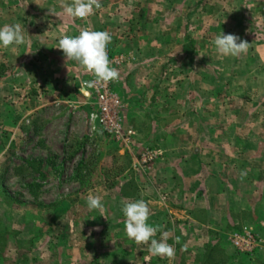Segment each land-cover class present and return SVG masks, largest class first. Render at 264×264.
Here are the masks:
<instances>
[{
    "label": "crops",
    "instance_id": "0c3cea01",
    "mask_svg": "<svg viewBox=\"0 0 264 264\" xmlns=\"http://www.w3.org/2000/svg\"><path fill=\"white\" fill-rule=\"evenodd\" d=\"M64 3L72 0H0V27L19 24L24 29L23 44L0 47V103L31 102L29 115L85 110L80 84L87 73L55 48L62 34L82 31L76 18L63 12ZM104 3L103 12L90 16V28L109 32L112 51L124 56L117 70V93L127 117L140 107L143 116L164 118L161 104L167 100L164 89L170 87L175 92L169 94L170 101L180 95L186 99L185 128L193 139L165 144V138L174 141L182 130L160 131L164 159L153 182L161 184L156 195L163 198L165 209L148 206V223L161 226L155 239L168 233L174 257L148 258L147 246L137 245L124 232L122 239L110 242L106 261L97 240L91 241L88 258L96 264H145L146 258L149 264H208L220 247L219 264H264V27L256 31L248 24L264 11V4L213 0L219 16L237 20L228 33L249 43L245 54L223 57L213 46L219 34H199L187 25L196 19V0ZM230 102L234 109L228 111ZM212 116L218 128L212 126ZM227 118L237 120L233 128H227ZM212 134L218 136L216 144L211 143ZM227 134H244L251 143L238 137L228 145L222 139ZM241 231L262 241L256 255H241L227 242L232 232Z\"/></svg>",
    "mask_w": 264,
    "mask_h": 264
},
{
    "label": "rangeland",
    "instance_id": "374dc122",
    "mask_svg": "<svg viewBox=\"0 0 264 264\" xmlns=\"http://www.w3.org/2000/svg\"><path fill=\"white\" fill-rule=\"evenodd\" d=\"M105 1L100 0L101 6L94 13L106 9ZM196 1V19L192 23L188 21V27L198 30L199 34L203 31L229 34L235 17L229 21L228 16H219L213 0ZM256 1L264 4V0ZM258 14L248 23L256 31L264 27V19H261L264 11ZM90 16L85 21L76 18L81 30L94 31L90 28ZM114 55L122 57L124 62L123 55ZM85 73L87 76L81 84L93 75ZM117 85L118 79L115 92L123 105L124 125L135 133L129 149L100 130H91L87 115L93 107L87 99L84 111L63 108L45 116L29 115L34 104L28 101L0 103V264H96L88 258L92 240H97L106 261L110 242L122 239L125 232L123 214L119 213L124 202L146 201L147 197V206L165 209L163 198L156 195V188L161 190V184L153 182L160 169L158 163L164 159L159 146L163 142H192L193 136L185 128L186 99L180 100L179 91L178 99L170 101L169 94L175 92L166 87L163 97L167 100L161 104L164 118L154 119L149 113L143 116L140 107L127 117ZM232 107L234 109L233 103H227L228 111ZM177 114L182 116L177 117ZM235 121L227 118V128H233ZM217 122L212 116V126H218ZM241 125L248 127L249 122L242 121ZM216 126L214 128H218ZM174 127L182 130L180 134L177 132V138L174 141L165 138L162 142L160 131L176 132ZM217 137L212 134L211 143L216 144ZM238 137L242 143H251V138L244 134H227L222 139L232 145ZM144 158L149 160L144 162ZM90 195L101 198L102 210L88 209L86 201ZM243 234L245 231L230 235ZM254 238L258 244L251 254L237 250L231 237L227 242L239 254L251 257L263 245L259 238ZM220 250L217 247L211 253L208 264L221 263Z\"/></svg>",
    "mask_w": 264,
    "mask_h": 264
},
{
    "label": "clouds",
    "instance_id": "9594fccd",
    "mask_svg": "<svg viewBox=\"0 0 264 264\" xmlns=\"http://www.w3.org/2000/svg\"><path fill=\"white\" fill-rule=\"evenodd\" d=\"M100 6V0H72L70 4H62L63 12L72 18H86L93 15L94 10ZM111 39L107 31L84 29L77 36L62 34L55 48L61 50L67 59L78 62L84 71L93 74L95 79L86 81L85 88H94L98 83H107L119 78L118 71L109 66L110 62L106 52ZM23 43L24 29L19 24H5L0 27V47H18ZM213 46L220 56L239 57L247 52L249 43L234 34L220 32L215 37ZM86 204L90 211L102 210L104 207L101 198L94 195L88 197ZM121 211L125 217L126 237L137 245H146L148 258L167 257L171 259L174 257L175 250L167 243V232L161 234L160 240L154 238L161 226L148 223L150 211L144 200L124 202ZM148 258H146V264Z\"/></svg>",
    "mask_w": 264,
    "mask_h": 264
},
{
    "label": "built area",
    "instance_id": "2783aa9c",
    "mask_svg": "<svg viewBox=\"0 0 264 264\" xmlns=\"http://www.w3.org/2000/svg\"><path fill=\"white\" fill-rule=\"evenodd\" d=\"M78 20L85 21L86 18H78ZM106 52L110 67L119 68L122 66L123 58L114 55L110 43L106 47ZM94 79L95 77L92 75L81 84L85 98L93 107L87 115V124L92 131L100 130L120 146L129 149L135 140V133L124 125L123 105L115 92L117 80L98 83L94 88H85V82ZM147 160L149 158H144V162ZM257 242L251 234L233 235L231 237L232 245L245 254H251L256 249Z\"/></svg>",
    "mask_w": 264,
    "mask_h": 264
}]
</instances>
